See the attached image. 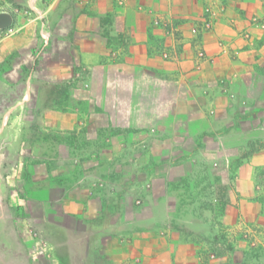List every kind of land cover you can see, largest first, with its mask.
<instances>
[{"label":"crops","instance_id":"crops-1","mask_svg":"<svg viewBox=\"0 0 264 264\" xmlns=\"http://www.w3.org/2000/svg\"><path fill=\"white\" fill-rule=\"evenodd\" d=\"M207 9L212 28L196 36ZM0 13L12 17L0 39V155L22 152L35 126L57 156L50 189L30 197L42 207L44 245L33 249L27 229L14 227L0 264H197V248L177 247L158 223L173 219L177 154L180 179L223 188L211 198L223 206L214 212L221 234L237 237L245 223L261 231L264 0H0ZM145 137L149 154L170 157L163 166L154 158L143 169L139 146L124 147ZM146 181L133 213L129 196Z\"/></svg>","mask_w":264,"mask_h":264},{"label":"rangeland","instance_id":"rangeland-1","mask_svg":"<svg viewBox=\"0 0 264 264\" xmlns=\"http://www.w3.org/2000/svg\"><path fill=\"white\" fill-rule=\"evenodd\" d=\"M153 142V139L145 137L139 143L129 142L124 144V147L132 146V144L138 145L140 165L147 170L153 164L154 158H156L154 162H157L159 167L163 166L165 159L170 158L164 156L163 150H159V156L149 154L148 150L153 146ZM157 142L161 146L159 148L163 149V139L157 140ZM4 143L6 144V140L2 137L0 139L2 148ZM17 143L19 142L17 141ZM23 143L25 147L21 150L22 152L13 150L12 153L8 154L9 150L7 152L6 148V151L3 150L2 155H0V213L3 217L0 223V246H6L5 243L9 238L7 234L11 233V229L15 227L19 232L22 229H27L29 240L32 241V248L36 249V246L44 245V241L39 236L37 237L35 231V222L40 217L42 207L39 204L31 203L30 197L35 195L37 190L50 189V184L56 179L51 176V166L57 156H53L51 136L37 131L35 126L28 128L27 138L23 140ZM67 143V141L64 142L65 146ZM181 158L183 157L180 154L170 158L177 176L175 178L174 175L170 185L172 203L169 206L173 219L158 222L161 225L169 224L174 244L177 247L182 244L194 245L197 248L196 256L199 260L197 264H264V262L260 263L261 259L264 261V247L258 245L262 243L255 239V233H261L264 240V226L259 232L260 225L245 223L237 237L230 234L229 238L226 236V232L221 234L218 227L219 222L215 218L214 212L220 211L223 206L218 203L215 204L211 198L215 195L216 197L224 195L223 188L214 186L216 184L211 183V181L196 180L194 177L192 180L180 179L178 165ZM125 160L130 162L132 155ZM41 164L46 166L48 173L45 174L47 175L45 182L48 185L44 184L42 180H36L45 176L41 171ZM127 174L130 179L131 172L126 173V178ZM159 174L162 175L163 172ZM195 174L193 173V175ZM148 184V181L144 182L140 193L129 196L130 204L127 208L129 211L131 209L134 211L133 213H136L138 209L141 211L142 208L140 207L144 206L142 195L147 193ZM198 200L200 202H196ZM124 222L126 226L129 223L126 220ZM131 222L132 224L135 223L134 214L130 218V226ZM1 229L4 233L1 232ZM36 238L39 243L37 245L35 243ZM239 242L244 243L245 246L244 244L239 246Z\"/></svg>","mask_w":264,"mask_h":264},{"label":"built area","instance_id":"built-area-1","mask_svg":"<svg viewBox=\"0 0 264 264\" xmlns=\"http://www.w3.org/2000/svg\"><path fill=\"white\" fill-rule=\"evenodd\" d=\"M212 23H213V12L211 10L207 9L201 28L200 29L194 28L192 30V33L195 34L196 36H198L200 33L208 32L212 28ZM4 36L5 35L3 33V30H0V39L3 38ZM196 55H197L198 60H200V61L204 60V53L202 50H198ZM160 56L164 60H171L173 58V53L169 49L168 50L162 49L160 51Z\"/></svg>","mask_w":264,"mask_h":264},{"label":"water","instance_id":"water-1","mask_svg":"<svg viewBox=\"0 0 264 264\" xmlns=\"http://www.w3.org/2000/svg\"><path fill=\"white\" fill-rule=\"evenodd\" d=\"M12 24V17L7 13H0V30L9 28Z\"/></svg>","mask_w":264,"mask_h":264}]
</instances>
